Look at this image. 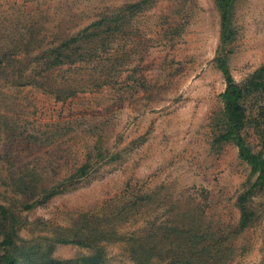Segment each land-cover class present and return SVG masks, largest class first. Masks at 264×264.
Wrapping results in <instances>:
<instances>
[{"label":"rangeland","instance_id":"obj_1","mask_svg":"<svg viewBox=\"0 0 264 264\" xmlns=\"http://www.w3.org/2000/svg\"><path fill=\"white\" fill-rule=\"evenodd\" d=\"M131 1L0 0V46L16 47L17 58L32 63L38 49ZM130 23L132 31L109 48L118 56L108 82L66 99L35 84H14L11 79L20 76L0 69V203L18 211V232L39 244L38 253L49 243L55 258L91 253L95 245L55 237L104 226L121 238L96 241L103 264H136L127 236L150 233L158 234L148 239L154 243L148 264H167L182 243L163 235L162 226L198 200L218 232L229 234L238 222L237 195L254 175L234 142H214L225 87L213 60L220 32L215 1L155 0ZM233 24L228 64L241 82L264 62V0H236ZM93 71L92 62H78L51 73L87 78ZM246 105L249 115L263 111V119L264 91ZM243 134L254 150L261 149L251 125ZM84 163L86 174L74 184L21 207L13 177H33L36 187L52 185ZM249 204L256 217L229 234L232 251L223 264H264V196H253Z\"/></svg>","mask_w":264,"mask_h":264},{"label":"trees","instance_id":"obj_2","mask_svg":"<svg viewBox=\"0 0 264 264\" xmlns=\"http://www.w3.org/2000/svg\"><path fill=\"white\" fill-rule=\"evenodd\" d=\"M155 0H135L101 14L75 33L62 39L59 43L38 49L34 61L18 57V49L0 46V69L9 70L11 75L20 76L11 79L14 84H35L54 94L56 99H66L87 86H98L107 83L112 72L116 69L113 60L118 55L110 51L112 41L131 32V20L134 15L149 7ZM219 12V42L213 60L221 70L225 87L220 93L223 102L214 142L221 143L231 140L237 146L238 156L246 161L254 178L237 195L236 204L240 215L233 227V233H238L250 225L255 217V211L250 206L253 196H264V118L260 119L263 111L257 115H249L247 99L258 91H264V62L247 74L243 80L237 81L228 64L229 44L236 36L233 24V12L236 0H214ZM22 53L30 49L22 48ZM107 54V55H106ZM78 62H92L93 74L89 77H53L51 70L63 65H73ZM28 69V73L25 71ZM16 72V74H14ZM260 109H263L260 106ZM251 125L260 140L261 149L254 150L246 140L243 131ZM88 163L79 166L76 173L62 178L52 185L36 187L35 180L19 175L13 177L14 189L21 195V207L30 208L45 202L51 196L61 192L68 184H74L86 174ZM34 180V182H33ZM78 182V181H77ZM197 203L191 209H186L172 217L171 223L162 220L165 236L180 240L182 245L167 264H223L232 251L229 234L218 232L206 222L203 211ZM190 212V217L185 220ZM185 214V218L182 215ZM179 216V217H178ZM176 217H178L176 219ZM21 217L11 205L0 203V264H103L104 251L96 241L105 238H121L115 235V229L96 226L87 231L80 228L70 230V234L61 233L55 237L57 241H71L81 245L94 246L95 250L71 258H55L50 256L51 243L45 251L38 253V243H28L18 230ZM159 227V226H157ZM66 231V230H65ZM158 233L147 236L131 235L127 240L131 243V252L136 264H148L154 250V243H147ZM116 236V237H114ZM150 239V240H151Z\"/></svg>","mask_w":264,"mask_h":264}]
</instances>
